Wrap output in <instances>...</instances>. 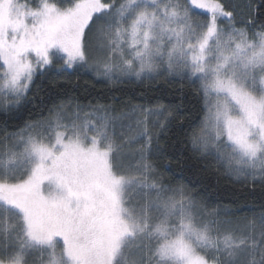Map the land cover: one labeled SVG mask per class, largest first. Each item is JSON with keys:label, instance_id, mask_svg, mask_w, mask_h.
Here are the masks:
<instances>
[{"label": "snow or ice", "instance_id": "1", "mask_svg": "<svg viewBox=\"0 0 264 264\" xmlns=\"http://www.w3.org/2000/svg\"><path fill=\"white\" fill-rule=\"evenodd\" d=\"M236 7L0 0V114H20L54 65L112 85L179 82L203 104L188 133L193 156L264 185V0L256 19H237ZM89 108L53 103L0 134V264H264V213L258 239L188 185L166 183L153 162L148 117L163 128L172 107ZM133 118L145 137L134 164L123 148L133 138L116 139V122L131 130L122 122Z\"/></svg>", "mask_w": 264, "mask_h": 264}, {"label": "trees", "instance_id": "2", "mask_svg": "<svg viewBox=\"0 0 264 264\" xmlns=\"http://www.w3.org/2000/svg\"><path fill=\"white\" fill-rule=\"evenodd\" d=\"M225 3L238 6L237 11L243 13L247 21L260 15L258 6L262 0H225ZM237 19L240 18L237 16ZM56 73L57 66L54 65L42 78L37 77L30 93L31 103L20 114L8 117L0 114V134L5 129L8 132L17 131L25 121L37 119L41 114L47 115V109L61 101L71 100L85 108L111 106L115 114L127 113L133 105L155 107L159 102L170 106L175 114L169 117L163 128L155 115L148 117L153 162L163 173L165 182L188 185L198 193L209 209L229 210L233 215L223 219L240 221L250 229L254 228L259 239L258 221L264 213V185L260 181L237 182L219 171L213 161L193 156L188 133L192 124L202 119L203 104L190 87L185 85L181 88L179 82L163 81L153 85H112L104 78H97L87 68L68 69L66 76H58ZM124 123H131V130L117 126L121 129L117 134L121 140V131L126 139L133 138L130 143H124L123 148L127 160L134 164L139 160L138 150L145 141L143 128L137 130L135 118ZM253 221L256 223L253 224Z\"/></svg>", "mask_w": 264, "mask_h": 264}, {"label": "rangeland", "instance_id": "3", "mask_svg": "<svg viewBox=\"0 0 264 264\" xmlns=\"http://www.w3.org/2000/svg\"><path fill=\"white\" fill-rule=\"evenodd\" d=\"M233 2H234V0H233ZM233 4V3H232ZM234 6H236L235 4H233ZM236 11H237V8H236ZM237 16H238V18H240V19H245V17L243 16V13H241V12H238L237 11ZM86 110H90V108H85ZM126 121V120H125ZM125 121H123L122 123H124ZM120 123L121 122H116V124H117V126H120ZM125 124V123H124ZM121 129H120V127H116V139H117V142H120V141H124V140H126V138L125 137H123L121 134H120V132H119V134L121 135V137H122V140H121V138L118 136V134H117V132L118 131H120ZM110 131H111V129H110ZM126 131V135H127V133H128V129H126L125 130ZM127 137H128V135H127ZM125 158L126 159H128V157H126V155H125Z\"/></svg>", "mask_w": 264, "mask_h": 264}]
</instances>
